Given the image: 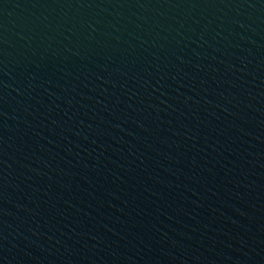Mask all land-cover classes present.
<instances>
[{"label": "water", "instance_id": "obj_1", "mask_svg": "<svg viewBox=\"0 0 264 264\" xmlns=\"http://www.w3.org/2000/svg\"><path fill=\"white\" fill-rule=\"evenodd\" d=\"M0 264H264V0H0Z\"/></svg>", "mask_w": 264, "mask_h": 264}]
</instances>
